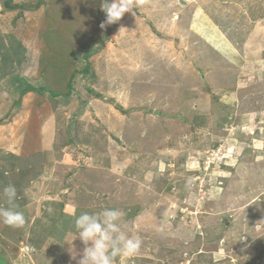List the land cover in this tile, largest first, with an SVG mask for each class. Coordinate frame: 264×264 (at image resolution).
I'll use <instances>...</instances> for the list:
<instances>
[{"label":"rangeland","instance_id":"1","mask_svg":"<svg viewBox=\"0 0 264 264\" xmlns=\"http://www.w3.org/2000/svg\"><path fill=\"white\" fill-rule=\"evenodd\" d=\"M101 3L0 0V171L47 118L60 171L0 223L2 262L77 264L75 217L117 208L143 240L117 264H264V0H143L103 29Z\"/></svg>","mask_w":264,"mask_h":264},{"label":"clouds","instance_id":"2","mask_svg":"<svg viewBox=\"0 0 264 264\" xmlns=\"http://www.w3.org/2000/svg\"><path fill=\"white\" fill-rule=\"evenodd\" d=\"M143 0H102L101 9L106 18L103 29L118 23L125 13H132L142 6ZM0 223L11 228H23L26 218L17 204V188L14 184L0 185ZM125 213L117 208H103L97 212H82L74 219L78 239L83 252L77 264H117L118 258H130L143 247L139 235L125 230Z\"/></svg>","mask_w":264,"mask_h":264},{"label":"crops","instance_id":"3","mask_svg":"<svg viewBox=\"0 0 264 264\" xmlns=\"http://www.w3.org/2000/svg\"><path fill=\"white\" fill-rule=\"evenodd\" d=\"M26 96H29V99H32V100L35 99V97H38L34 95L33 93H27L25 94V97ZM24 100L22 99L20 101V104L21 103L24 104ZM51 121L52 120H48V118L45 119L44 123H42L41 125V131L38 132V135L37 136L33 134L30 135L31 137H33L32 140H29L30 144L32 142L33 150L29 151V154H27L26 156H21V154L20 155L18 154L20 151V147H18L17 149L14 148L12 151L5 150L6 154H8L9 157L16 158L17 160L20 161V164L18 163L10 167L9 172H6L8 170H1L0 171V182L4 181L6 185L9 183L15 185V187L17 188V201L16 202L18 205H20L24 197L22 191L24 190V188L28 186V184H31L32 182H36L37 179L41 178V176L48 177V179H50L49 183L52 184L53 183L52 180L56 178L55 171L60 172L59 168L54 167L51 169L52 165H50V162L53 157L52 156L53 155V145L52 144H54V141H55L54 134L52 133ZM52 122L55 123V120H53ZM31 131L32 133H34V130L32 128H31ZM31 131H29L28 133H30ZM47 146H51V149ZM50 152H52V155ZM44 156L46 157V159H44ZM27 174H29V176L27 179H25L24 175H27ZM25 182H26V185H24ZM45 197L47 199H50L51 196L46 194ZM0 204H3L2 200H0ZM26 207H28V205H26ZM67 207H68L67 205L66 206L64 205V207H62V214L67 217L72 216L73 211L67 210ZM2 260L3 258L1 259L0 257V264H4Z\"/></svg>","mask_w":264,"mask_h":264},{"label":"trees","instance_id":"4","mask_svg":"<svg viewBox=\"0 0 264 264\" xmlns=\"http://www.w3.org/2000/svg\"><path fill=\"white\" fill-rule=\"evenodd\" d=\"M88 60V56L87 55H85V60ZM88 67H90L89 66V64H86V68L85 69H83V71L85 72V73H87L88 72ZM73 76V74L71 75V77ZM23 88H21V90H20V92H19V98H21V97H23L25 94H27V93H36V94H38V95H43L44 94V89L43 88H34L33 86H31V85H29V84H25V85H23L22 86ZM51 95H52V97H54V98H56V94H54V93H50ZM22 99V98H21ZM20 101L21 100H18L17 101V106H19L20 105ZM65 104V103H64ZM68 104V103H67Z\"/></svg>","mask_w":264,"mask_h":264},{"label":"bare ground","instance_id":"5","mask_svg":"<svg viewBox=\"0 0 264 264\" xmlns=\"http://www.w3.org/2000/svg\"><path fill=\"white\" fill-rule=\"evenodd\" d=\"M224 156H225V155H224ZM233 156H234V155H233ZM225 158H230V155H229V154H228V155H226V156H225Z\"/></svg>","mask_w":264,"mask_h":264},{"label":"water","instance_id":"6","mask_svg":"<svg viewBox=\"0 0 264 264\" xmlns=\"http://www.w3.org/2000/svg\"><path fill=\"white\" fill-rule=\"evenodd\" d=\"M183 3V1H181Z\"/></svg>","mask_w":264,"mask_h":264}]
</instances>
